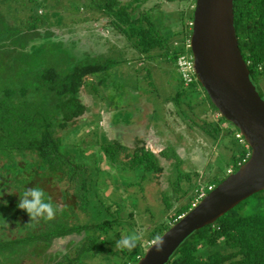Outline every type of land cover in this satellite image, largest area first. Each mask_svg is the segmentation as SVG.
<instances>
[{
  "label": "trees",
  "instance_id": "obj_1",
  "mask_svg": "<svg viewBox=\"0 0 264 264\" xmlns=\"http://www.w3.org/2000/svg\"><path fill=\"white\" fill-rule=\"evenodd\" d=\"M23 1L39 7L40 5L64 7L63 3L68 1L75 5L79 13H98L108 22L106 26L124 36L128 42L126 47L132 49L134 54L127 57L123 51L110 47L106 53H90L89 56L81 54V61L79 59V62L68 72H59L56 67L60 61H56L51 66L45 64L33 69L25 68L24 73L18 76H15L14 72L7 76V82L3 88H0V157L6 160L7 167H13L17 163L16 157L25 159L34 156L46 171L58 175L57 182L68 183L69 191L75 196L82 217L69 208V213L74 218L70 223L69 219L64 218L67 216L66 209L62 208L60 213L63 214V218L46 221L44 228L36 233L15 240L1 241L0 255L10 254L18 247L47 245L56 239L83 234V239L78 245L54 264H80L86 258L95 257H101L107 262L112 261L111 258L119 259L118 264H137L145 253L140 243L131 252L115 247V242L121 235L131 231L126 230V225L131 227V224L120 216L122 208L120 203L117 201L111 203L117 207L115 212L111 211V205L106 204L104 199L109 197L108 187L105 185L106 172L102 171L100 165L105 162L108 168L115 171L109 177L116 188L121 185V181L125 183L121 186L133 187L136 184L135 181L132 182L135 172L139 174L137 177L145 181H150L154 175L163 172L164 168L160 165L158 157L143 146L129 151V148L118 140L106 141L104 145L98 144L97 150L93 149L94 146L69 144L64 142L61 133L73 129L77 124L76 120L89 111L80 102L78 93L84 92L91 99L102 103L106 101L100 85L103 83L105 73L115 68L117 64L134 63L135 66H139L137 68L141 74L139 82L153 87V73L149 68L153 64L157 66L164 63L175 68L179 75V83L172 86L171 94L165 103H173L178 108L176 114L180 118L183 113L181 120L187 127L190 129L197 127L215 143L221 144L224 136L231 135L232 148L228 156L221 155L218 158L222 164L224 163L222 173L219 171L222 175L215 174L212 180L201 186L197 183L198 173L195 170H192V173L184 171L181 167L183 159L175 152H169L165 142V149L160 154L172 160V163L166 176L168 186L158 192L161 214L165 215L170 211L175 201L181 198L185 201L170 217L172 226L201 200L200 189L206 190L209 186L213 189L225 178V175L227 176L228 171L236 172L249 158L250 148L241 136L237 137L240 135L238 129L219 115L196 79L193 77L192 81L186 84L177 67V61L181 56H191L188 44L195 0L189 21H185L183 13H179L180 20L177 23L180 28L168 34L154 23L153 13L163 15V12L159 11L160 2L145 10L143 6L150 0ZM233 14L238 47L249 71L250 81L264 99L262 94L264 0H234ZM32 18V15H27L24 21L29 26V32L44 38L56 36L43 20L39 21L41 25L39 30H42L40 35L35 24L37 21ZM19 26L21 25H17L13 30L9 25L2 27L0 25V42L20 41V45L24 46L23 41L30 33L22 34L24 29ZM65 52L68 54L67 51ZM16 61L15 59L13 63L16 64ZM15 64L9 71L16 69ZM163 79L165 81L167 77ZM166 83L171 86L170 81ZM184 88L189 89V93H186ZM200 92L203 98H199ZM193 93L198 95L200 104L207 105L205 111H200L203 118L196 111L197 103L192 105L195 97ZM207 110L217 113L216 122L208 119L205 113ZM154 113L155 111L152 110L149 116L153 117ZM118 117L120 118V115L114 114L111 123L122 124L117 122ZM96 120H89L84 125L90 128L98 124L99 115ZM91 132L93 136H97L95 130ZM22 183L23 179L15 180L16 187H20ZM137 187L143 191L142 186L137 185ZM130 196L128 194L120 197L119 200L120 202L124 198L128 200ZM135 200L137 201V198ZM137 206V203L129 202L130 218L133 208ZM146 209L149 210V207ZM158 226L160 225L158 224L157 228ZM171 226L165 225L155 229L149 240L154 242L155 236H161ZM109 233L112 234V240L109 238ZM167 264H264V191L240 202L212 225L190 234Z\"/></svg>",
  "mask_w": 264,
  "mask_h": 264
},
{
  "label": "rangeland",
  "instance_id": "obj_2",
  "mask_svg": "<svg viewBox=\"0 0 264 264\" xmlns=\"http://www.w3.org/2000/svg\"><path fill=\"white\" fill-rule=\"evenodd\" d=\"M156 2H160L159 11L163 12L164 16L153 13L154 23L158 28H163L165 34L180 28L178 25L179 13H183L185 21H189L193 0H150L144 4L143 9H150ZM63 5L64 7L62 5L58 7H41L40 5L39 7V5L26 3L23 0H0L1 27L9 25L14 30L17 25H21L19 28L24 29L22 34H26L29 32V26L24 21L27 15H32V19L37 21L35 24L38 30L41 26L39 21L43 20L47 23L48 29L56 35L44 38L29 32L30 34L23 41L24 46L20 45V41L18 43L13 40L0 42V88H3L7 82L9 74L12 75L14 72V75L18 76L24 73L25 68L33 69L45 64L51 66L53 62L60 61L56 68L61 73L62 71L68 72L79 62V59L81 61V54L89 56L90 53H106L110 47H116L123 51L127 57L134 54L132 49L126 47L128 42L124 36L115 33L111 27L106 26L108 22L102 15L79 13L72 2L66 1ZM15 59L17 60L16 64L13 63ZM14 64L16 69L10 70V72L9 69L14 67ZM138 67L134 63H119L115 68L105 73L103 83L100 85L105 94L106 101L103 103L91 99L84 92L78 93L80 102L89 111L76 120L77 124L73 129L62 131L61 134L64 137V142L69 144L83 147L94 146L93 149L97 150L96 145L98 144L104 145L106 141L118 140L122 145L127 146L129 151L135 147L143 146L158 157L160 165L164 168L163 172L154 175L150 181L137 177L139 174L135 172L132 182L135 181L136 184L133 187L121 186L125 184L121 181V185L116 188L109 177L115 171L108 168L105 162L100 165L102 171L106 172L105 185L108 187L107 195L109 196L104 199L106 204L111 205L112 212L117 210V207L111 204L112 202L117 201L121 204L120 216L131 224V227L126 225V230H142L144 232V238L140 244L146 251L153 243L149 240L152 232L161 226H171L170 217L185 202L181 198L173 203L171 210L165 215L160 212L158 192L168 186L166 176L169 174V167L172 163V160L166 159L160 154L165 149V142L169 152H175L179 158L183 159L182 169L186 172L195 170L199 175L197 183L205 186L215 174L222 175L219 174V171L222 173L224 163L222 164L218 158L221 155H229L232 138L231 135L224 136L221 144L215 143L197 127H191V129L187 127L186 123L181 120L183 113L180 118L176 114L178 108L171 102L165 103L171 94L172 86L179 83V75L175 68L164 63L157 66L153 64L149 70H152L154 85L149 87L147 84L143 85L144 82H139L141 74L137 71ZM164 77H167V80L164 81ZM11 80L10 82H12ZM94 80L96 79L94 78ZM166 81H170L171 86ZM258 84L259 87H257L260 89L261 81ZM263 85L264 83L262 87ZM184 91L189 93V89L184 88ZM193 96L195 97L192 105L197 103L196 111L203 118L200 111H205L207 106L203 103L200 104L199 98H203V95L201 96L200 92L199 98L196 93H193ZM152 110L155 111L153 117L149 116ZM205 113H207L208 119L216 122L217 113L209 110ZM97 114L100 120H98V124H94L90 128L84 125L89 120H96ZM114 114L120 115V118L118 117L116 120L122 124L111 123ZM92 130L97 132V136L92 135ZM124 160L127 159L124 158ZM16 161L15 166L7 167L6 160L4 161L0 157V242L7 239L23 238L44 228L45 220H41L38 224H29L30 217L17 207L20 195L25 188L39 186L52 197L53 203L59 206L53 220L63 218V214L60 213L62 208L66 209L67 216L64 218L69 219L70 223L74 218L69 213V208H72L76 215L82 217L78 209V202L69 191L68 183L57 182L58 175L46 171L34 156L25 159L16 157ZM16 179H23L20 187H16ZM137 185L142 186L143 191ZM128 194L131 195L127 198L128 200L124 198L120 202V197L128 196ZM130 201L138 204L133 208L136 211L133 210L131 218L129 217L131 210L128 207ZM146 207H149V210H145ZM158 224L160 226L157 228ZM108 235L112 240V234ZM82 239L83 234H73L53 240L47 245L18 247L10 254H1L0 264H54L61 260L62 256L72 251ZM111 259L112 261L107 262L101 257L86 258L80 264H118L120 261L115 258Z\"/></svg>",
  "mask_w": 264,
  "mask_h": 264
},
{
  "label": "water",
  "instance_id": "obj_3",
  "mask_svg": "<svg viewBox=\"0 0 264 264\" xmlns=\"http://www.w3.org/2000/svg\"><path fill=\"white\" fill-rule=\"evenodd\" d=\"M233 2L195 0L189 48L196 81L219 115L238 129L250 148L249 158L160 236L162 252H156L153 242L137 264H167L190 234L264 191V99L250 81L238 47Z\"/></svg>",
  "mask_w": 264,
  "mask_h": 264
},
{
  "label": "clouds",
  "instance_id": "obj_4",
  "mask_svg": "<svg viewBox=\"0 0 264 264\" xmlns=\"http://www.w3.org/2000/svg\"><path fill=\"white\" fill-rule=\"evenodd\" d=\"M17 207L26 212L30 217L29 224H38L41 220L51 221L55 219L59 208L58 205L53 203L52 197L39 186L25 188L20 195ZM143 238L144 232L142 230H132L122 234L120 239L115 242V247L131 252L138 246ZM164 243L165 241L162 237L159 235L155 236L154 248L157 253L163 251Z\"/></svg>",
  "mask_w": 264,
  "mask_h": 264
},
{
  "label": "built area",
  "instance_id": "obj_5",
  "mask_svg": "<svg viewBox=\"0 0 264 264\" xmlns=\"http://www.w3.org/2000/svg\"><path fill=\"white\" fill-rule=\"evenodd\" d=\"M189 47V44H188ZM177 67L180 72L181 78L184 80L186 84L190 83L195 78L194 72H193V61H192V55L190 57L181 56L177 61ZM262 94L264 96V85L262 87ZM241 135H238L239 137ZM228 174H230V171H228ZM212 190V187L209 186L205 189H200L199 198L202 199L205 196V193L210 192ZM195 205H193L194 207Z\"/></svg>",
  "mask_w": 264,
  "mask_h": 264
}]
</instances>
